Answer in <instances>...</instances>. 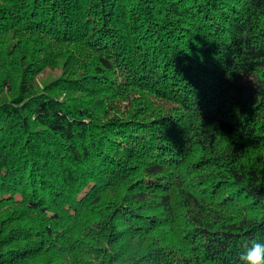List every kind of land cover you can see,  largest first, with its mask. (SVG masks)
Wrapping results in <instances>:
<instances>
[{"label":"trees","instance_id":"obj_1","mask_svg":"<svg viewBox=\"0 0 264 264\" xmlns=\"http://www.w3.org/2000/svg\"><path fill=\"white\" fill-rule=\"evenodd\" d=\"M252 239L264 0H0V264H239Z\"/></svg>","mask_w":264,"mask_h":264},{"label":"clouds","instance_id":"obj_2","mask_svg":"<svg viewBox=\"0 0 264 264\" xmlns=\"http://www.w3.org/2000/svg\"><path fill=\"white\" fill-rule=\"evenodd\" d=\"M239 264H264V242L252 239L238 256Z\"/></svg>","mask_w":264,"mask_h":264},{"label":"rangeland","instance_id":"obj_3","mask_svg":"<svg viewBox=\"0 0 264 264\" xmlns=\"http://www.w3.org/2000/svg\"><path fill=\"white\" fill-rule=\"evenodd\" d=\"M53 75H56V73L55 72L54 73H44L42 74L41 79H47Z\"/></svg>","mask_w":264,"mask_h":264}]
</instances>
